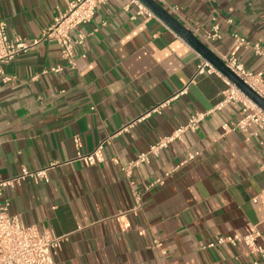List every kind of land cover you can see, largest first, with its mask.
I'll return each instance as SVG.
<instances>
[{
  "label": "crops",
  "instance_id": "obj_1",
  "mask_svg": "<svg viewBox=\"0 0 264 264\" xmlns=\"http://www.w3.org/2000/svg\"><path fill=\"white\" fill-rule=\"evenodd\" d=\"M70 1L0 0V18L9 37L33 41ZM155 1L188 28L206 30L217 18L223 35L213 47L221 54L229 34L241 33L260 53L243 47L238 59L264 71V0ZM136 10L128 0L96 7L70 33L73 40L85 35L74 46V67L53 41L2 64L9 80L0 78V180L54 166L47 183L25 178L3 189L0 201L8 199L9 213L24 224L66 237L59 264H252L259 258L245 255L242 244L207 245L253 231L264 244V214L252 201L264 187V148L255 136L223 130L241 110L239 102L221 104L225 77L203 74L189 83L199 54L157 16ZM185 85L186 93L171 98ZM167 99L159 113L145 115ZM196 112L207 115L194 131L128 169ZM101 141L102 161L76 159ZM167 171L162 185L147 188Z\"/></svg>",
  "mask_w": 264,
  "mask_h": 264
},
{
  "label": "built area",
  "instance_id": "obj_2",
  "mask_svg": "<svg viewBox=\"0 0 264 264\" xmlns=\"http://www.w3.org/2000/svg\"><path fill=\"white\" fill-rule=\"evenodd\" d=\"M108 0H72L68 3L67 8L53 18L50 25L42 30L37 40L28 41L24 38L14 36L9 37L6 31V24L0 18V78L2 81H8L9 77L5 75L1 66L14 59L18 54L34 48L38 43L53 41L60 47L61 58L68 65L74 67L75 53L74 46L82 45L85 35L82 32L77 33L75 40L71 38V31L78 26L90 21L95 13L96 7L104 4ZM129 4H134L137 8L136 15L154 16L140 0H128ZM226 23H231V19H226ZM189 26V25H187ZM188 28V27H187ZM202 43L211 49L223 61V63L248 86H250L262 99H264V71H251L247 69L238 59L237 53L243 47H252L255 53H260L258 44H251L249 40L241 33L234 31L229 34L230 45L226 52L221 54L213 47V42L222 39L223 30L221 22L213 18L210 27L203 30L198 27L189 26L188 28ZM200 57L194 73L189 80L191 83L197 76L203 74L221 75L203 57ZM60 67H52L50 71L58 72ZM226 88L222 92L223 103L239 102L241 104L240 117L229 124L222 126L225 132L238 131L248 136L258 138L259 145L264 148V111L257 107L248 99L239 89H237L226 78ZM187 85L172 95L171 98L186 93ZM169 99L160 102L152 107L145 115L150 113H159L160 109L165 107ZM207 113L196 112L189 116L187 122L174 128L168 135L151 143L147 150L140 152L129 162L128 169L137 167L141 164L149 163L151 157L157 156L160 150L166 148L173 141H181L187 131H194L199 123L205 118ZM105 141L98 143L92 151L86 154L77 153V160L82 161L85 165H93L103 160V149ZM199 155L198 151L189 153L177 167L195 159ZM53 164L40 169L28 170L23 168L15 176L0 180V195L5 188H14L25 178H31L35 183L43 181L47 183L49 177L47 172L53 168ZM172 171L164 173L162 178L155 179L147 185L150 188L154 185H162L165 178L169 177ZM136 202L135 210L139 209L140 196L135 190H132ZM252 201L258 204L264 214V187L258 194L252 198ZM133 209V210H134ZM257 231L220 236L215 241L208 243V247L215 245L229 244L237 246L242 244L245 247V255L257 256L259 260L253 261L252 264H264V244H258L256 238ZM66 240L65 236H59L50 230L39 231L35 226L26 225L18 215L9 213V200L0 201V264H59L56 256L61 248L62 242ZM159 246V244H156Z\"/></svg>",
  "mask_w": 264,
  "mask_h": 264
},
{
  "label": "water",
  "instance_id": "obj_3",
  "mask_svg": "<svg viewBox=\"0 0 264 264\" xmlns=\"http://www.w3.org/2000/svg\"><path fill=\"white\" fill-rule=\"evenodd\" d=\"M152 13L162 20L170 29L179 35L190 47H192L201 57L209 62L216 70L239 89L257 107L264 111V99H262L250 86L236 76L223 61L202 43L186 26L180 23L167 10L159 5L155 0H140Z\"/></svg>",
  "mask_w": 264,
  "mask_h": 264
}]
</instances>
